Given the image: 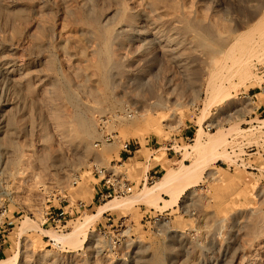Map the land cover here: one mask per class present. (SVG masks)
I'll list each match as a JSON object with an SVG mask.
<instances>
[{
  "label": "rangeland",
  "instance_id": "obj_1",
  "mask_svg": "<svg viewBox=\"0 0 264 264\" xmlns=\"http://www.w3.org/2000/svg\"><path fill=\"white\" fill-rule=\"evenodd\" d=\"M0 6V47L25 75L9 113L15 131L0 136V264L16 253L15 264H185L184 241L198 258L219 252L202 224L232 226L250 210L264 225V0ZM149 18L160 40L117 32L148 30ZM108 134L138 152L121 157V143H100ZM114 162L134 191L101 203L93 169ZM168 168L182 176L150 189Z\"/></svg>",
  "mask_w": 264,
  "mask_h": 264
},
{
  "label": "bare ground",
  "instance_id": "obj_2",
  "mask_svg": "<svg viewBox=\"0 0 264 264\" xmlns=\"http://www.w3.org/2000/svg\"><path fill=\"white\" fill-rule=\"evenodd\" d=\"M1 1L2 0H0V5H1ZM2 9H3V7L0 6V18H2V14L5 12V9L4 10H2ZM115 10L110 11L109 14L106 15L105 23L113 24L116 21V18L118 16V11H115ZM148 21H149V25H150V26L148 25L149 26L148 30L146 28H145L146 30H144L143 28H138L135 30L132 27L133 25L129 26L127 24L125 26H119V29L117 32L119 34L125 33V32H130V33H132L131 34V37H132L131 40L132 41L142 40V41H145L147 44L153 38L156 40H160L158 38V35H160V33H159L160 30L157 29V24L155 22H152L150 20V18L148 19ZM125 22H128V21L125 20ZM108 24H106V25H108ZM144 25L145 24H143V26ZM160 32H162V31H160ZM173 35H171V37ZM124 36H125V34H124ZM124 36L122 35V37H124ZM131 37L129 36V38H131ZM161 38H163V36H161ZM176 45L179 46V44H176ZM167 47H168L169 51L170 50H173V51L176 50L175 48H173V49L169 48L170 46H167ZM188 47H190V46H188ZM1 51L3 52L2 47H0V136L2 134L3 137H6L8 135H11L12 132L15 131L14 128H12V126H11L10 120L12 121V119H11L12 115H9V113L11 111L14 113V111H13L14 107L19 103L18 101L20 99L22 100V98H20V99L18 98L17 95H19V93H17L16 91H18L19 88L23 87V84H24L23 81L24 80L22 79L21 76H23L24 74L22 72L23 67L21 65H18V63L16 62L17 58L16 59L14 58L15 55L13 56V54H11V53L5 54V51L3 53ZM11 51L13 52V50H11ZM180 62L183 63V60H181ZM24 76H23V78H24ZM91 76H93V75H91ZM38 83H40V82H38ZM11 93H17L15 95V96H17V99H14V97L10 98ZM12 96H14V95L12 94ZM15 110H16V107H15ZM14 116H16V115H14ZM201 142H202V136L199 134L197 137L196 143H201ZM6 150H7L6 152L4 150L6 155H8V156L11 155V154H9V153H11L10 148L9 149L6 148ZM8 150H10V151H8ZM5 158H6V160L8 159V157H5ZM7 162L8 161H6V163ZM4 167L7 169H5ZM4 167H1L4 169V170H2V172H4L5 170H8L9 166L8 167L4 166ZM176 171L174 169L168 168L165 175L160 179V181L155 186L151 187L150 189L154 188L157 190L156 192H158V191L161 192L162 190H164V188L168 187L169 184H172V182L174 183L175 179H178V177L182 176V174L179 175V173H177ZM2 174H4V173H2ZM9 174H11V173H9ZM154 189H153V191H154ZM153 193L154 192H152V194ZM149 194H151L150 191H149ZM196 203L197 202L194 200V198H191V197L187 198L186 209H187V211L192 209L193 210L192 215H194V216H197V214H196V212H197L196 211L197 210ZM105 209H107V208H104V207L102 208V210H105ZM249 211H246V212L242 211V212H240V214H238L237 217L234 216L235 219L233 218L234 222H233L232 226H229L228 225L229 223L227 222L228 220H225L226 222L221 221L220 223H216L217 226H214V225L210 226V225L202 224L201 227L198 228L200 234H202V235L204 234L207 236L210 235L209 237L211 238L212 243H214V245L217 247L219 246V252L215 251L213 253H210L211 250L209 251V249L206 248L205 249L206 254L201 256V258H198V257H196V255L191 254V253L196 252L194 250V248H195L194 245L192 243H188V241L187 242L184 241L182 244L187 243L186 245H182V247H184V248H182L183 253H185V254L180 255V253H178L176 257H179V255L180 256L183 255L185 264H262V263H259L257 256L260 255L259 253L264 250V233H263L264 232V225H260V222H259V224H256V221H255V223H253L252 217H251L252 212H249ZM197 213L200 214L199 211ZM201 213L204 214V212H201ZM203 214H201V216H203ZM201 216H199L198 219L200 221H203V220L206 221V218H203ZM209 224H210V222H209ZM180 237H181V235H180ZM179 241L181 242L182 239H180ZM94 246L96 249L95 251L98 254L103 251L102 247L99 244H96ZM196 249H197V247H196ZM191 251H193V252H191ZM18 256H19V253H16L12 258H10L6 261H3V262H5L7 264H15L14 262H16ZM142 260H143V258H142ZM261 261H263V260H261Z\"/></svg>",
  "mask_w": 264,
  "mask_h": 264
},
{
  "label": "built area",
  "instance_id": "obj_3",
  "mask_svg": "<svg viewBox=\"0 0 264 264\" xmlns=\"http://www.w3.org/2000/svg\"><path fill=\"white\" fill-rule=\"evenodd\" d=\"M261 93H264V90H261ZM121 143L122 153L126 154L127 160H130L135 153L138 152V147L135 144L127 141H121L118 139L117 135H106L102 140L103 143ZM100 144H96L99 146ZM123 164V163H122ZM118 164L114 162V164H110V167H94V172L97 176V183L95 186L97 187V197L98 201L103 203L110 199L123 198L129 194H132L134 191V186L128 180L126 174H121L116 172V167ZM156 173L154 175H150L146 177L144 181V185L150 180L152 183L156 180ZM148 180V181H147ZM3 215V214H2ZM62 221L58 219V222Z\"/></svg>",
  "mask_w": 264,
  "mask_h": 264
},
{
  "label": "crops",
  "instance_id": "obj_4",
  "mask_svg": "<svg viewBox=\"0 0 264 264\" xmlns=\"http://www.w3.org/2000/svg\"><path fill=\"white\" fill-rule=\"evenodd\" d=\"M259 93H254V95H252L253 97H256L257 95H258ZM259 109H262L261 110V113L260 114H263L264 113V105H262V106H260V108ZM139 152H140V150H139ZM126 156V154H121V157L122 156ZM173 158H169V157H167V159H165L164 161H163V164H166L168 161H170V160H172ZM157 167V166H156ZM164 167H163V165H159V167H158V169H160V170H162ZM155 173H158L157 171L155 172ZM94 190L96 191L97 190V187H94ZM96 195H97V193H96Z\"/></svg>",
  "mask_w": 264,
  "mask_h": 264
}]
</instances>
